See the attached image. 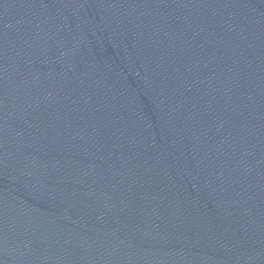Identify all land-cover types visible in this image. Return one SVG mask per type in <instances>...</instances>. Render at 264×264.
I'll return each mask as SVG.
<instances>
[{
	"label": "water",
	"instance_id": "water-1",
	"mask_svg": "<svg viewBox=\"0 0 264 264\" xmlns=\"http://www.w3.org/2000/svg\"><path fill=\"white\" fill-rule=\"evenodd\" d=\"M0 264H264V0H0Z\"/></svg>",
	"mask_w": 264,
	"mask_h": 264
}]
</instances>
